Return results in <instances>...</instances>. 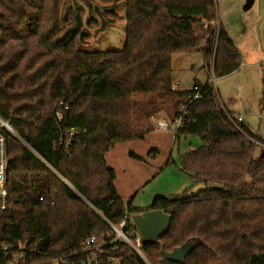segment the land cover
<instances>
[{
  "label": "trees",
  "instance_id": "trees-1",
  "mask_svg": "<svg viewBox=\"0 0 264 264\" xmlns=\"http://www.w3.org/2000/svg\"><path fill=\"white\" fill-rule=\"evenodd\" d=\"M123 1V47L88 51L89 32L71 0H0V120L11 129L0 125V264H75L92 236L103 237L96 264H146L129 244L111 240L109 226L146 209L170 216L157 242L138 247L149 264H264V140L235 122L207 80L171 88L172 53L201 51L214 76L241 63L215 23L214 0ZM162 110L170 121L180 116L175 139L201 141L181 155V170L220 187L133 207L116 194L105 153L142 138ZM134 231L126 219L124 232ZM185 242L193 248L184 263L163 257L162 249Z\"/></svg>",
  "mask_w": 264,
  "mask_h": 264
},
{
  "label": "rangeland",
  "instance_id": "rangeland-1",
  "mask_svg": "<svg viewBox=\"0 0 264 264\" xmlns=\"http://www.w3.org/2000/svg\"><path fill=\"white\" fill-rule=\"evenodd\" d=\"M71 1L73 6H80L81 24L89 32L82 49L114 51L123 47V0L113 4L109 0ZM244 1L214 0L216 14L234 41L241 63L226 75L214 76L211 84L220 106L225 105L233 115L241 114L249 130L264 140V0H253L247 9L243 8ZM109 5L112 13L105 10ZM171 68V83L180 88H189L195 79L203 82L214 75L211 62L205 61L201 51L172 53ZM166 115L165 110L159 111L150 119L152 128L142 138L118 141L105 153L106 163L114 171L116 194L125 204L145 208L156 196L170 198L183 191L191 195L220 187L216 183L194 182L190 174L181 170V155L201 141L194 135L175 139L173 129L156 127L153 118L169 120Z\"/></svg>",
  "mask_w": 264,
  "mask_h": 264
},
{
  "label": "built area",
  "instance_id": "built-area-1",
  "mask_svg": "<svg viewBox=\"0 0 264 264\" xmlns=\"http://www.w3.org/2000/svg\"><path fill=\"white\" fill-rule=\"evenodd\" d=\"M212 24V22H210ZM211 81L214 82V75L213 77L207 78V82L211 83ZM179 85L175 84L172 85V89H179ZM195 90L197 89L196 86L193 87ZM196 97V95L194 96ZM234 120L235 122L239 123L242 122V115L241 114H234ZM4 123V122H2ZM1 123V124H2ZM153 123L156 127L164 128V129H170L176 131V129L181 124L180 116L176 117L173 121L165 120V119H154ZM67 133L71 134L72 129H67ZM6 206V189H5V157H4V146H3V139L0 137V210H4ZM126 219L129 220V215L125 214L123 219H121L117 224H109L112 232L113 237L111 240H120L123 242H126L129 244L144 260L146 264H149L146 259L141 255L138 247L140 246L137 241V233L136 231L130 232L129 234H126L124 232V225ZM135 230V229H134ZM103 237H100L99 240L95 236H92L90 238H87L82 246L83 250L87 252L85 258L79 259L76 261L75 264H96L99 260L102 259V241ZM20 246V245H19ZM20 258V256H18ZM69 262L65 260H61V264H68ZM3 264H16L13 259L6 260ZM54 264H57V261H54ZM69 264H74L73 261Z\"/></svg>",
  "mask_w": 264,
  "mask_h": 264
},
{
  "label": "water",
  "instance_id": "water-1",
  "mask_svg": "<svg viewBox=\"0 0 264 264\" xmlns=\"http://www.w3.org/2000/svg\"><path fill=\"white\" fill-rule=\"evenodd\" d=\"M252 3L253 0H245L243 8H249ZM1 125L10 129L5 122ZM129 222L137 233L139 245H144L157 242L158 238L168 230L170 216L160 209H146L129 214ZM192 248L193 244L191 242H185L181 246L174 247L171 251L162 249L161 253L167 261L184 263Z\"/></svg>",
  "mask_w": 264,
  "mask_h": 264
},
{
  "label": "crops",
  "instance_id": "crops-1",
  "mask_svg": "<svg viewBox=\"0 0 264 264\" xmlns=\"http://www.w3.org/2000/svg\"><path fill=\"white\" fill-rule=\"evenodd\" d=\"M215 22H217V23H221L222 24V22H221V20L218 18V16H217V14H216V21ZM223 25V24H222ZM228 32V31H227ZM229 34V33H228ZM230 36V35H229ZM230 38H231V36H230ZM232 39V38H231ZM233 41V40H232ZM233 43H234V41H233ZM248 126V125H247ZM249 128V127H248Z\"/></svg>",
  "mask_w": 264,
  "mask_h": 264
},
{
  "label": "bare ground",
  "instance_id": "bare-ground-1",
  "mask_svg": "<svg viewBox=\"0 0 264 264\" xmlns=\"http://www.w3.org/2000/svg\"><path fill=\"white\" fill-rule=\"evenodd\" d=\"M1 122H3V121L1 120Z\"/></svg>",
  "mask_w": 264,
  "mask_h": 264
}]
</instances>
